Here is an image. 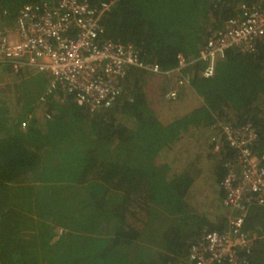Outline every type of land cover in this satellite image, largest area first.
Returning a JSON list of instances; mask_svg holds the SVG:
<instances>
[{
  "label": "trees",
  "instance_id": "1",
  "mask_svg": "<svg viewBox=\"0 0 264 264\" xmlns=\"http://www.w3.org/2000/svg\"><path fill=\"white\" fill-rule=\"evenodd\" d=\"M102 1L110 0H88ZM36 2L0 0V29ZM241 3L264 0H114L103 36L170 70L179 53L197 56ZM242 59L254 74L233 84L232 63ZM201 66L190 80L197 104L162 122L147 100L146 72L134 67L112 105L90 113L47 93L45 73L0 61V264H190L194 240L225 222L188 204L206 169L217 200L205 207H223L220 181L234 151L226 143L214 151L217 124L252 122L264 166V42L253 54L227 50L211 77ZM243 228L255 235L248 259L264 264V204L247 208Z\"/></svg>",
  "mask_w": 264,
  "mask_h": 264
},
{
  "label": "built area",
  "instance_id": "2",
  "mask_svg": "<svg viewBox=\"0 0 264 264\" xmlns=\"http://www.w3.org/2000/svg\"><path fill=\"white\" fill-rule=\"evenodd\" d=\"M113 2L90 5L88 0H38L24 4L13 25L0 29V61L14 71L27 68L45 73L47 93L59 95L61 101L71 96L93 113L112 105L129 67L172 77L175 85L165 97L173 99L179 88L190 84L196 64L202 65V76L211 77L227 50L253 54L264 42V5L241 3L222 28L205 37L197 56L179 53L176 66L162 70L143 61L132 44L103 36L102 19ZM25 126L26 122H21V127ZM217 126L214 151L222 143L234 151L224 162L220 181L222 206L229 213L221 230L200 233L189 248L188 260L190 264H251L248 254L255 235L246 232L243 223L249 206L264 204V166L254 151L258 134L252 122Z\"/></svg>",
  "mask_w": 264,
  "mask_h": 264
},
{
  "label": "rangeland",
  "instance_id": "3",
  "mask_svg": "<svg viewBox=\"0 0 264 264\" xmlns=\"http://www.w3.org/2000/svg\"><path fill=\"white\" fill-rule=\"evenodd\" d=\"M252 69V66L246 63L245 60H236L234 63H232L231 66V83L234 84L235 81H237L238 79L244 82L242 79L246 74H254ZM256 78H258V76H256ZM144 81V89L148 98L147 100L153 108L158 119H160L162 122L169 121L176 115L186 112L189 108L192 107V105H195V103L197 104V97H195L193 93H191L192 89L189 83L179 88L178 94L175 98L167 99L165 97L166 91L170 87H173L175 85L172 77L167 78L147 72L145 73ZM248 81L249 78H247L246 82ZM249 84L251 83L249 82ZM51 121L52 127L56 123V121H58V119H53ZM31 139L32 140L30 142H34V144L36 145L37 142H39L38 137H32ZM46 139L45 137H42L43 141ZM46 144L47 147H50L53 143L48 141ZM214 186L215 183L211 177V174H209V172L204 169L199 173L198 177L195 179V184L191 188L190 197L188 198V204L192 202L193 205H196V207L199 208L200 213L206 212L207 209L211 221H217L218 218L223 217L226 219V216L229 213L227 209L223 207L221 208L220 204L218 207H205L206 203H216L217 191L215 190ZM211 196L214 198L213 200L210 198ZM148 234H150V232H148ZM155 247L157 249L160 248L156 245Z\"/></svg>",
  "mask_w": 264,
  "mask_h": 264
},
{
  "label": "crops",
  "instance_id": "4",
  "mask_svg": "<svg viewBox=\"0 0 264 264\" xmlns=\"http://www.w3.org/2000/svg\"><path fill=\"white\" fill-rule=\"evenodd\" d=\"M201 194H202V193H201ZM210 198H211L212 200L214 199L212 196H211ZM210 203H211V202H210ZM210 203H209V204H210ZM209 204L207 203V205H209Z\"/></svg>",
  "mask_w": 264,
  "mask_h": 264
}]
</instances>
